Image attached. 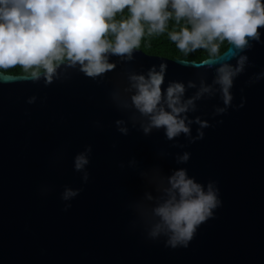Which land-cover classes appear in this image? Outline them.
<instances>
[{
	"label": "water",
	"instance_id": "obj_1",
	"mask_svg": "<svg viewBox=\"0 0 264 264\" xmlns=\"http://www.w3.org/2000/svg\"><path fill=\"white\" fill-rule=\"evenodd\" d=\"M259 31V41L203 66L136 49L131 59L110 55L115 67L97 77L68 64L48 85L43 77H0V264H264V28ZM241 56L247 59L231 91L233 105L242 96L246 103L214 115L223 107L217 69L237 67ZM161 65L162 90L182 83L187 100L211 88L187 113L212 123L202 140L189 144L183 134L169 140L162 128L144 133L147 118L132 106L130 77ZM87 145L93 150L83 184L73 157ZM184 151L191 158L181 165L176 157ZM180 167L199 182L216 181L223 205L188 248L171 249L164 237L148 238L136 207L162 195L158 188ZM65 185L83 191L64 201Z\"/></svg>",
	"mask_w": 264,
	"mask_h": 264
},
{
	"label": "clouds",
	"instance_id": "obj_2",
	"mask_svg": "<svg viewBox=\"0 0 264 264\" xmlns=\"http://www.w3.org/2000/svg\"><path fill=\"white\" fill-rule=\"evenodd\" d=\"M261 28H264V0H0V77L30 81L43 77L48 85L64 64L79 65L87 76L97 77L115 67L109 62L110 55L131 59L146 34L165 32L185 56L198 49L208 53L201 62L203 66L223 55L220 49L225 42L229 46L225 52L231 49L235 53L248 47L250 40L259 41ZM246 59L241 56L235 68L224 63L217 69L215 83L220 85L223 107H217L214 115L244 107V96L239 104L233 105L231 89ZM17 68L19 74H3ZM165 68L161 65L159 71L153 68L147 76L130 77L135 89L132 106L147 118L144 133L162 128L169 140L182 134L189 144L202 140L204 129L212 127V123L200 117L189 118L187 113L195 110L194 101L211 92V88L203 87L196 97L184 100L182 83L172 82L162 90ZM34 101L32 97L28 103ZM116 123L119 126L123 121ZM193 124L198 125L196 135ZM118 130L123 134L128 131L125 127ZM92 150L87 145L84 152L73 157L75 172L84 171L91 163ZM190 158L191 153L184 151L176 162L186 165ZM89 178L90 173L84 171L83 184ZM165 179L166 186L158 188L162 195H149L147 199L152 203L137 205L136 211L150 240L164 237L166 248H188L200 226L214 218L216 210L222 207L220 188L214 180L199 182L186 167L173 170ZM82 191V187L65 185L61 199L73 200ZM71 207V203L65 204L64 211Z\"/></svg>",
	"mask_w": 264,
	"mask_h": 264
},
{
	"label": "trees",
	"instance_id": "obj_3",
	"mask_svg": "<svg viewBox=\"0 0 264 264\" xmlns=\"http://www.w3.org/2000/svg\"><path fill=\"white\" fill-rule=\"evenodd\" d=\"M172 27L173 23L170 22L169 30H171ZM227 47V42H225L224 45L221 46V53H223ZM137 50H141L150 56H158L169 60L193 61L197 63L204 61L208 56V53H206L203 49H198L185 56L176 48L175 44L168 39L167 32L151 36L146 34L141 41L140 48ZM3 73L8 75L19 74V69H9Z\"/></svg>",
	"mask_w": 264,
	"mask_h": 264
}]
</instances>
